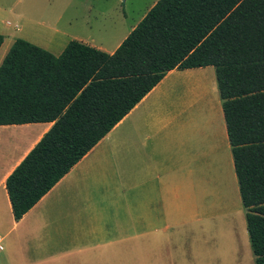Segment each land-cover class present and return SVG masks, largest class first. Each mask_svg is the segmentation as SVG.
I'll return each instance as SVG.
<instances>
[{
  "label": "crops",
  "instance_id": "obj_1",
  "mask_svg": "<svg viewBox=\"0 0 264 264\" xmlns=\"http://www.w3.org/2000/svg\"><path fill=\"white\" fill-rule=\"evenodd\" d=\"M157 2L148 0L112 50L80 42L114 53ZM52 126H0V264H196L206 238L191 229L206 227L208 212L194 213V195L218 167H234L215 67L170 71L17 221L7 179ZM222 170L232 200L230 168ZM221 225L226 234L229 223Z\"/></svg>",
  "mask_w": 264,
  "mask_h": 264
},
{
  "label": "trees",
  "instance_id": "obj_2",
  "mask_svg": "<svg viewBox=\"0 0 264 264\" xmlns=\"http://www.w3.org/2000/svg\"><path fill=\"white\" fill-rule=\"evenodd\" d=\"M208 66L255 264H264V0H158L112 54L72 40L56 56L17 39L0 66V126H53L7 179L15 220L170 71Z\"/></svg>",
  "mask_w": 264,
  "mask_h": 264
},
{
  "label": "rangeland",
  "instance_id": "obj_3",
  "mask_svg": "<svg viewBox=\"0 0 264 264\" xmlns=\"http://www.w3.org/2000/svg\"><path fill=\"white\" fill-rule=\"evenodd\" d=\"M147 2L148 0H0V35L4 37V44L0 48V66L14 41L20 38L51 53L53 48L60 49L76 39L87 41L91 45L94 42L102 44L105 49L112 50L122 38L120 33L123 27L134 23L144 12ZM125 13L128 15L127 21L122 19ZM114 23L118 25L117 28L113 27ZM224 165L230 168L234 182L235 195L232 200L225 198L227 184L222 170ZM234 173L230 162L221 165L215 170L214 178L207 180L205 188H200L198 196L195 198L194 195V213L202 220L204 213L208 212L206 227L197 224L191 229L194 236L206 238L193 254L198 258L194 262L196 264H255ZM221 222L229 223L232 227V238L229 237V240L240 254H234L230 251L232 245L223 242L226 234Z\"/></svg>",
  "mask_w": 264,
  "mask_h": 264
},
{
  "label": "bare ground",
  "instance_id": "obj_4",
  "mask_svg": "<svg viewBox=\"0 0 264 264\" xmlns=\"http://www.w3.org/2000/svg\"><path fill=\"white\" fill-rule=\"evenodd\" d=\"M231 226L229 225L228 227V230H227V233H226V237H224V240L223 242L226 244L229 242V245H232L230 246V251L234 252V254L237 252V254H240L239 250L237 247H233V243H230V240H229V237L232 238V231H231ZM236 239V238H235ZM238 241V240H237ZM226 247V246H225ZM229 247V246H228ZM223 248V247H222ZM226 249V248H225ZM229 251V250H228Z\"/></svg>",
  "mask_w": 264,
  "mask_h": 264
},
{
  "label": "built area",
  "instance_id": "obj_5",
  "mask_svg": "<svg viewBox=\"0 0 264 264\" xmlns=\"http://www.w3.org/2000/svg\"><path fill=\"white\" fill-rule=\"evenodd\" d=\"M0 249H3V246L0 244Z\"/></svg>",
  "mask_w": 264,
  "mask_h": 264
}]
</instances>
